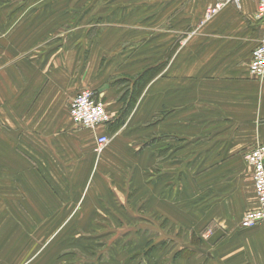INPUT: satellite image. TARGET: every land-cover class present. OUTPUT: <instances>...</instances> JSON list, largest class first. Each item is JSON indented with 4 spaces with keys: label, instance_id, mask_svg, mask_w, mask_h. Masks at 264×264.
Wrapping results in <instances>:
<instances>
[{
    "label": "crops",
    "instance_id": "1",
    "mask_svg": "<svg viewBox=\"0 0 264 264\" xmlns=\"http://www.w3.org/2000/svg\"><path fill=\"white\" fill-rule=\"evenodd\" d=\"M177 1V10L189 14V20L195 23L187 30L164 28L160 41L152 40L146 45L148 63L152 67L161 63L162 67L160 80L147 84L146 97L139 102L136 115H132L136 121L145 119V136L127 141L121 139L118 131L111 135L117 116L97 127V134L112 136L123 145L122 151L110 143L96 151L95 133L86 130L89 135H75L68 113V103L76 90L88 86L96 88L110 114L118 112L114 111L117 106L120 108L115 100H119L117 92L112 84L104 83L103 73H89L80 67L73 50L69 57L64 51L63 58L58 56L60 50L51 52L52 45L43 47L41 31L35 27L28 39L18 33L19 37L23 35L19 44L6 36L7 27H0L1 138L18 149L0 153V160L17 156L31 163L17 171L1 168L18 178L21 195L17 206L26 208L28 213L10 210L11 203L3 200L6 208L1 210L0 219L7 214L17 221L19 213L25 223H73L84 208V222L89 223L91 218L101 216L103 209L99 208L106 207V194L119 192L111 183L105 164L114 159L127 164L133 151L128 153L126 146L145 142L149 167L159 161L162 166L166 161L170 165L172 160L178 166H190L187 170L168 167L161 175L162 197H166L158 210L164 215L161 219L193 225L188 226L193 227L192 241L181 247L191 256L179 258L177 264H264V221L249 228L240 225L243 212L257 206L251 167L247 164L246 170L236 169L234 163L230 167L208 166L206 175L224 176L205 182L202 179L203 160H209V165L214 161H242L247 151L264 143V77L256 79L248 72L251 51L264 38V21L255 18L253 0H241L238 7L227 4L204 22L203 11L214 0ZM130 124L138 122L129 121ZM59 130L69 134L59 135ZM75 143L88 146L82 157L75 153ZM155 148L159 151L154 152ZM47 160L51 161L50 168ZM130 168L121 170L127 181ZM187 174L193 176L192 184L183 181ZM176 175L180 177L177 194L167 197L171 187L166 179ZM152 177L155 178L153 173ZM128 183L122 181L119 186ZM7 184L11 185L9 180ZM2 198L11 201L9 195L2 194ZM150 218L149 222L154 223V217ZM16 236L18 240L0 247V264H66L50 262L48 256L56 249L36 242L32 234Z\"/></svg>",
    "mask_w": 264,
    "mask_h": 264
},
{
    "label": "rangeland",
    "instance_id": "2",
    "mask_svg": "<svg viewBox=\"0 0 264 264\" xmlns=\"http://www.w3.org/2000/svg\"><path fill=\"white\" fill-rule=\"evenodd\" d=\"M178 6L177 0H0V27H7L6 36L8 35L11 40L15 38L18 44L23 41V35L28 39V33L35 27L41 31L40 42L43 47L52 45L51 52L55 49L60 50L58 56L63 58L64 51L69 57L72 55L70 51L73 50V56L80 67L82 65L83 68L88 69L89 73L92 70L95 72L100 70L105 79L104 83H110L112 87H115L116 96L119 99L115 100L120 108L117 106L116 110L114 109L118 112H115V115L108 112L110 116L112 115L111 121L117 116L110 133L113 135L115 131H118V134L123 136L122 140L130 141L129 138L145 136V119L136 121V116L132 115L134 112L136 115L139 102L146 97L147 84H151L153 79L160 80L161 77L162 64H155L152 67L153 64L148 63L145 58L146 45H149L152 40L160 41L164 28L181 27L187 30L195 23L189 20V14L185 15L182 10H177ZM169 11H173L171 15L167 14ZM263 24L261 22V25ZM18 27H20L19 32ZM18 33L23 35L19 37ZM152 35H154L153 38ZM15 51L18 53L17 49ZM129 121L138 122V124L133 126L130 124V126ZM73 131L75 135H89L85 132L86 130L76 125ZM58 134L65 135L69 132L59 130ZM108 138V143L122 151L123 145L117 144V140L112 139V136ZM4 140L1 138L0 131V153L18 151L17 148L13 149L14 145H9ZM74 147L75 153H80L82 157L88 146L75 143ZM126 147L130 149L128 153L133 151L132 160L127 161L126 164L125 160L118 163L114 159L105 164L107 175L119 192L114 194L111 191L106 194L107 205L99 208V210L103 209L100 210L101 216L91 218L94 221L89 220L93 223L84 222L86 217L84 208L83 214L76 216L73 223H25L19 213L17 221L6 214L0 219V247L6 242L12 243L18 240L17 234L25 233L32 234L35 241L44 244L46 248L56 249L52 256H48L50 262L177 264L179 258L183 260V257L189 258L191 253H184L181 247L186 241H192L190 233L193 227L188 226L193 225H180L176 222H168L167 219L164 222L161 219L163 214L158 212L161 210V201L166 202V197H162L161 191L162 177L166 168L184 167L187 170L190 167L189 164L181 163L178 166L177 161L172 160L169 161L170 165L166 161L165 166H162V161H159L158 165L149 167L145 158L147 152L145 142L141 145L132 143L131 147ZM157 151L159 150L155 148L154 152ZM46 162L50 168L51 161ZM3 163L5 164L2 165ZM233 163L235 168L237 166L236 169L246 170L245 167H248L246 160L214 161L211 165L209 160H203V181L217 180L224 176L206 175L208 166L230 167ZM30 165L29 161L17 156H11L5 162L0 160V214L1 210L6 208L3 207V200L11 203L10 210L28 213L26 208L21 209L17 206L18 195H21L18 178L12 172L11 175H7L8 172L1 171V168L9 167L17 171L19 168ZM39 165L44 166V162L39 161ZM125 167H131V175H129V183L121 188L119 184L122 181L128 182L127 176L124 175L125 171H121ZM152 173L155 178L152 177ZM179 178L176 175L166 179V184H170L171 187L166 193L167 197L172 198L177 194ZM152 179L153 191H151ZM8 180L11 185L7 184ZM183 181L187 185L192 184L193 176L187 174ZM5 183L8 186L3 187ZM2 194L9 195L11 201L8 198L3 199ZM151 197L154 200H151ZM20 204L22 206V202ZM26 216L29 217V215ZM151 216L154 217V223L149 222ZM65 249L67 252L64 251Z\"/></svg>",
    "mask_w": 264,
    "mask_h": 264
},
{
    "label": "built area",
    "instance_id": "3",
    "mask_svg": "<svg viewBox=\"0 0 264 264\" xmlns=\"http://www.w3.org/2000/svg\"><path fill=\"white\" fill-rule=\"evenodd\" d=\"M256 4L255 18L264 21V0H253ZM241 0H214L203 11L202 22L209 20L227 5H240ZM249 74L256 78L264 77V38L258 41L248 64ZM68 113L77 127L95 133V150L100 151L109 141L105 134H97V127L111 121V116L95 89L81 87L71 98ZM251 167V179L257 206L244 212L241 227L249 228L264 221V143L258 144L244 154Z\"/></svg>",
    "mask_w": 264,
    "mask_h": 264
},
{
    "label": "trees",
    "instance_id": "4",
    "mask_svg": "<svg viewBox=\"0 0 264 264\" xmlns=\"http://www.w3.org/2000/svg\"><path fill=\"white\" fill-rule=\"evenodd\" d=\"M96 90V89H95ZM107 109V108H106Z\"/></svg>",
    "mask_w": 264,
    "mask_h": 264
}]
</instances>
